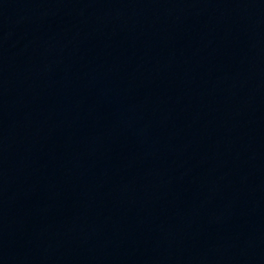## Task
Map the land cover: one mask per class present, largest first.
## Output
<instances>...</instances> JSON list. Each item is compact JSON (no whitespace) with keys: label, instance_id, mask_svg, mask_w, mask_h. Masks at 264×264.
I'll return each instance as SVG.
<instances>
[{"label":"water","instance_id":"water-1","mask_svg":"<svg viewBox=\"0 0 264 264\" xmlns=\"http://www.w3.org/2000/svg\"><path fill=\"white\" fill-rule=\"evenodd\" d=\"M0 264H264V0H0Z\"/></svg>","mask_w":264,"mask_h":264}]
</instances>
